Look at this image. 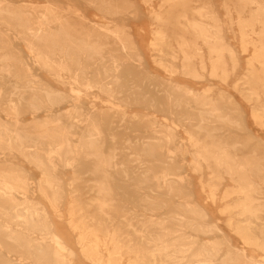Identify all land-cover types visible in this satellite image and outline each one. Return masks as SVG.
Wrapping results in <instances>:
<instances>
[{"label":"bare ground","instance_id":"obj_1","mask_svg":"<svg viewBox=\"0 0 264 264\" xmlns=\"http://www.w3.org/2000/svg\"><path fill=\"white\" fill-rule=\"evenodd\" d=\"M82 1L103 24L74 0H0V264H264V144L223 90L172 79L229 85L230 32L251 53L231 86L264 130V0H225L221 19L210 0H164L149 46L166 79L144 70L124 25L136 2ZM191 173L207 200H228L219 212L241 247L195 200ZM66 208L73 247L56 225Z\"/></svg>","mask_w":264,"mask_h":264},{"label":"rangeland","instance_id":"obj_2","mask_svg":"<svg viewBox=\"0 0 264 264\" xmlns=\"http://www.w3.org/2000/svg\"><path fill=\"white\" fill-rule=\"evenodd\" d=\"M47 1H51L54 4H58L59 6L66 5L68 0H14L15 4L18 5H30L36 8L43 7L46 5ZM77 3H74L78 7V14H81L85 17V24L93 25L94 23L103 24L104 21L101 19V15L92 7L89 5H84V2L82 0H74ZM136 2L137 6L135 9V14H129L126 15L124 25L127 27L128 32L132 36V40L136 43L135 47L139 48L142 59L144 61L145 67L144 70L147 71L149 74L166 79L167 74L163 72L162 69L157 67L153 63V59L155 57V53L151 52L150 49V42L152 41V31L154 30V22L150 19V12L153 10H158L159 5L164 0H153L152 5L146 6L144 5L141 0H130ZM210 2L215 7L214 10L216 12V15L221 19V17L224 15L223 9L220 7L225 0H210ZM232 17H235V14L233 13ZM232 31H234V34L236 33V26H232ZM227 40L229 43L235 48L237 55L239 57V67L236 69L235 74L233 77L229 78V85H224L222 83H219L217 80H212L209 78H204L200 81L192 80L186 77H183L181 75H175L172 77L174 82L180 83L182 85H185L188 88H191L194 91H202L203 89H211V93L215 94L217 90H223L226 93V96L230 98L235 104L243 111V124L244 127L249 131L252 140L254 141L255 138H258L261 140V144H264V130L257 124L254 123V121L250 117V110L249 105L243 102L240 98V96L233 90V86H231L232 83L237 81L240 76L244 73V70L246 69V61L250 56V51H248L245 54L240 53V48L238 45V38H234L230 32L227 33ZM39 73V72H36ZM40 74V73H39ZM46 80L49 81V83L53 84V86H56V84L48 77H45ZM230 96H229V95ZM97 106H100L99 103H96ZM150 110H145L143 107L139 105H130V108L127 110V113L129 114H145L149 113ZM1 113V112H0ZM158 116V115H157ZM0 117H3L2 114H0ZM29 116H25L24 119L27 121L29 120ZM158 118H160L158 116ZM160 122H162L161 119H159ZM180 136H183L180 134ZM20 160V159H19ZM26 169L30 171L34 179L39 178V174L36 170L26 166ZM67 173V171H65ZM191 182L194 187V194H195V200L199 203V205L208 213L209 218L214 221L219 228L230 237L231 243L236 247H241V243L237 237H235L233 234L229 233L228 229L225 226V216L221 215L219 210L223 206V203L228 202V200L222 201L221 199H217L214 203L206 199L205 190L201 189V183L204 182V174L201 176V183H200V177L197 174L191 173ZM206 180V179H205ZM230 186L229 181L226 179L223 181L220 190L223 191V189H226ZM64 215L63 220H57L56 225L59 227L66 243L69 246H74L75 244V235L68 229L66 225V216H67V208L62 212ZM248 254H251V250H247ZM254 256H256L258 259V253H252ZM72 264H87L84 259L80 256L78 253L75 256L74 262Z\"/></svg>","mask_w":264,"mask_h":264}]
</instances>
